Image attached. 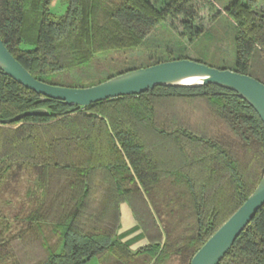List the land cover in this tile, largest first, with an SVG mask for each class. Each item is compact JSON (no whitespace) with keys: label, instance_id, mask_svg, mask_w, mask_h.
I'll return each instance as SVG.
<instances>
[{"label":"trees","instance_id":"1","mask_svg":"<svg viewBox=\"0 0 264 264\" xmlns=\"http://www.w3.org/2000/svg\"><path fill=\"white\" fill-rule=\"evenodd\" d=\"M53 1L0 0V40L34 79L71 88L50 77L138 49L168 19L192 44L218 11L208 0H65L55 16ZM223 12L236 30L230 70L251 77L254 54L264 57V6L234 0ZM41 107L47 115L0 124V197L22 174L28 182L15 225L0 201V264H189L264 172L263 123L214 85L158 86L81 108L44 101L0 71V119ZM123 204L140 231L124 242ZM137 238L146 244L133 250ZM219 264H264V206Z\"/></svg>","mask_w":264,"mask_h":264},{"label":"water","instance_id":"2","mask_svg":"<svg viewBox=\"0 0 264 264\" xmlns=\"http://www.w3.org/2000/svg\"><path fill=\"white\" fill-rule=\"evenodd\" d=\"M0 71L23 88L40 95L44 101L57 100L69 107L87 108L92 104L118 97L144 94L159 87L190 88L214 85L233 92L243 99L258 115L264 125V84L252 76L228 69H217L189 59L157 63L138 70L117 74L90 88H70L48 85L34 79L7 51L0 40ZM47 115L46 108L25 111L10 119H0V124L9 125L26 116ZM264 206V172L254 191L246 198L229 219L197 250L189 264H219L231 249L235 239Z\"/></svg>","mask_w":264,"mask_h":264},{"label":"rangeland","instance_id":"3","mask_svg":"<svg viewBox=\"0 0 264 264\" xmlns=\"http://www.w3.org/2000/svg\"><path fill=\"white\" fill-rule=\"evenodd\" d=\"M213 8H217L221 14L217 15L215 10V19L203 30L201 36L192 44L183 41L178 30L172 26L173 20L163 22L143 40L142 45L135 50H117L116 52L103 53L98 58L108 57L107 61L94 63V69L77 71L64 76L50 77L56 84H66L76 88H90L109 76H117L118 73L129 72L130 70L143 69L152 66L156 61L169 62L180 57H188L192 61H200L207 66L217 69H232L235 63V24L225 16L223 8L228 6L234 0H208ZM259 6H264V0H258ZM210 5L201 11L205 18L210 13ZM66 9L65 0H54L50 6V11L55 16H61ZM94 60V61H95ZM250 75L256 80H264V57L259 53L254 54L251 62ZM71 88V87H70ZM20 176V175H19ZM22 174L20 183L16 186H10L8 193H3L0 197L2 209L7 214L11 225L17 215L26 213L28 209L25 205V193L27 190V178ZM27 208V209H26ZM13 223V224H12ZM16 223V222H15ZM9 264V263H8Z\"/></svg>","mask_w":264,"mask_h":264},{"label":"crops","instance_id":"4","mask_svg":"<svg viewBox=\"0 0 264 264\" xmlns=\"http://www.w3.org/2000/svg\"><path fill=\"white\" fill-rule=\"evenodd\" d=\"M121 215H120V222H121V230L120 233L125 235L123 242L131 240L138 236L139 230L135 231L136 222H134L130 208L127 207L126 204H123L121 207ZM146 244V240L143 238H137L135 242H133L130 246L133 250L138 249V247L143 246ZM87 264H98L95 260L90 261Z\"/></svg>","mask_w":264,"mask_h":264}]
</instances>
